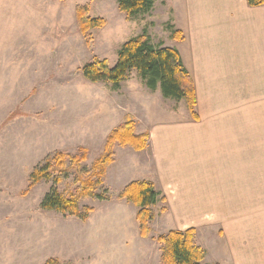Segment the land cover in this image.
Wrapping results in <instances>:
<instances>
[{"label":"rangeland","instance_id":"rangeland-1","mask_svg":"<svg viewBox=\"0 0 264 264\" xmlns=\"http://www.w3.org/2000/svg\"><path fill=\"white\" fill-rule=\"evenodd\" d=\"M179 1L154 0L149 13L127 19L116 0H0V264H159L156 238L188 228L205 252L203 262L235 264L240 253V264L251 262L248 245L261 237L252 224L261 222L262 210L246 207L247 141L235 139L232 148L229 128L192 136L188 123L195 121L185 100L149 90L134 70L115 90L80 71L93 57L113 66L120 44L144 30L152 43L175 46L172 8L178 15ZM81 6L104 23L81 33L75 15ZM250 101L247 96L242 102ZM218 113L227 120L229 111ZM125 116L132 117L134 134L149 133L147 147L113 146L103 183L94 195L79 198V207L91 208L86 218L41 208L57 175L55 187L65 197L75 191L79 173L89 176ZM255 121L264 125L261 117ZM90 122L105 123L104 139L99 135L105 127L95 134ZM78 148L85 160L74 166L65 157L66 172L29 187L34 168L56 151L74 155ZM183 173L191 175L187 184L197 180L198 186L188 191ZM134 180H152L157 191L169 193L161 192L164 200L150 207L146 236L139 233L138 208L119 198Z\"/></svg>","mask_w":264,"mask_h":264},{"label":"crops","instance_id":"crops-1","mask_svg":"<svg viewBox=\"0 0 264 264\" xmlns=\"http://www.w3.org/2000/svg\"><path fill=\"white\" fill-rule=\"evenodd\" d=\"M177 8L178 15L172 8L173 24L183 33V39L172 47L178 50L190 73L198 99L199 121L188 123L193 125L190 134L198 137L206 131L214 135L216 130L229 128L232 148L235 139L247 141L246 207L262 210L261 222L252 224V232L261 233V237L248 245L252 259L248 264H254V260L264 264V125H256L255 121L257 116L264 119V104H255L264 98V4L252 7L246 0H180ZM247 96L252 101L244 106L242 101ZM225 103L230 108H225ZM224 109L229 111L227 120L218 113ZM90 124L93 133L96 127H105L104 122L96 127ZM107 130H101L99 139H104ZM157 156L156 150L153 160ZM182 176L188 191L198 186L197 180L192 182L194 186L187 184L190 174ZM240 254L235 255V264H240Z\"/></svg>","mask_w":264,"mask_h":264},{"label":"trees","instance_id":"trees-1","mask_svg":"<svg viewBox=\"0 0 264 264\" xmlns=\"http://www.w3.org/2000/svg\"><path fill=\"white\" fill-rule=\"evenodd\" d=\"M118 9L127 19H134L152 10L154 0H116ZM248 6L256 7L264 4V0H246ZM87 7H77L75 10L78 28L81 33L99 27L104 23L102 18L87 16ZM171 27V26H170ZM172 37L175 40L183 39V33L172 29ZM116 62L110 66L105 59L93 57L81 68V74L91 82H107L112 89H118L122 81L127 79L131 71H136L144 85L151 91L159 89L164 98L175 100L184 99L190 117L193 121H199L196 112L197 97L194 82L190 73L185 68L178 50L165 46L161 41L157 44L151 42L144 30L142 34L134 36L123 43L117 49ZM149 133L134 134L133 120L125 116L123 123L114 128L106 138L104 150L92 166L89 176L82 178L79 173V183L75 191L68 197L58 192L55 184L60 180L57 175L54 178L52 188L41 201V208L57 210L63 214L74 215L85 219L90 207H79L81 196L90 195L97 191L105 179L107 167L113 162V146L130 145L135 150H143L147 147ZM83 148H78L77 153L69 155L56 151L53 157L42 166L33 169L29 176V187L41 179H49L52 172L64 173L65 157H69L72 165L86 159ZM57 163V166L54 164ZM103 198V196H100ZM119 198L134 204L138 209L135 219L139 225V233L146 236L149 232L148 223L152 218L151 206L158 199L164 200L161 192L154 188V184L148 180H134L124 186L119 193ZM194 230H170L156 238L161 245L159 264H208L203 262L205 252L196 244L193 237ZM48 264H57L55 260H49Z\"/></svg>","mask_w":264,"mask_h":264}]
</instances>
